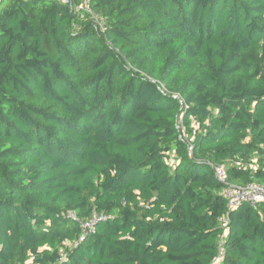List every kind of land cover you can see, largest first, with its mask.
I'll return each instance as SVG.
<instances>
[{"label": "trees", "instance_id": "trees-1", "mask_svg": "<svg viewBox=\"0 0 264 264\" xmlns=\"http://www.w3.org/2000/svg\"><path fill=\"white\" fill-rule=\"evenodd\" d=\"M91 8L0 0V264H264V0Z\"/></svg>", "mask_w": 264, "mask_h": 264}, {"label": "built area", "instance_id": "built-area-1", "mask_svg": "<svg viewBox=\"0 0 264 264\" xmlns=\"http://www.w3.org/2000/svg\"><path fill=\"white\" fill-rule=\"evenodd\" d=\"M64 4H69L75 10H81L83 13H87L91 21L103 31L104 25L103 20L94 14L91 8L92 0H57ZM215 176L219 182H221L224 187L222 189V196L226 200L229 209H235L240 204H246L250 207L255 208L258 203L264 202V185L259 183H251L245 186L234 185L228 182L227 177V167L226 165H219L214 168ZM71 218H75L72 213H69ZM107 219L104 214L94 213L93 216L87 220L81 222V234L82 237H86L89 233L95 231L96 225ZM221 228L223 229V234L221 235L217 250L214 258L210 264H223L225 257V250L223 247L224 241L227 237L228 229L227 217L224 216L219 221Z\"/></svg>", "mask_w": 264, "mask_h": 264}, {"label": "rangeland", "instance_id": "rangeland-1", "mask_svg": "<svg viewBox=\"0 0 264 264\" xmlns=\"http://www.w3.org/2000/svg\"><path fill=\"white\" fill-rule=\"evenodd\" d=\"M197 128H198V126H194L195 130ZM225 164H226L227 167L233 166V165H237V166L240 165L242 167L254 169L256 167V159L253 158L248 163H243L241 160L234 159V160H231V161H227ZM28 264H31V261H29Z\"/></svg>", "mask_w": 264, "mask_h": 264}]
</instances>
